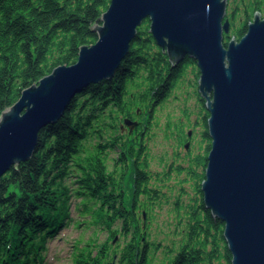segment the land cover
I'll list each match as a JSON object with an SVG mask.
<instances>
[{
    "label": "trees",
    "instance_id": "trees-1",
    "mask_svg": "<svg viewBox=\"0 0 264 264\" xmlns=\"http://www.w3.org/2000/svg\"><path fill=\"white\" fill-rule=\"evenodd\" d=\"M110 3L0 0V115L19 100L24 89L58 66L74 65L79 48L97 42L92 27ZM251 10L246 8L247 13ZM247 33L248 27H242L237 37L242 39ZM192 67L197 64L189 56L172 67L149 33L146 20L113 78L83 88L60 120L43 129L32 159L2 178L0 264H45L48 241L72 221V198L78 200L75 210L83 219L77 226L86 224L97 233L106 232L111 241L89 249L79 240L74 246V264L113 261L117 254L112 253L117 251L112 250V240L118 235L130 237L120 250L119 264H150V248L160 244L151 242L140 211L154 210L160 195L151 185L144 136L151 130L157 107ZM208 118L202 119L204 127ZM125 119L139 120L134 134L121 131ZM203 135L211 144L209 133ZM186 138L182 135L181 142ZM210 150L211 145L205 155ZM111 153L117 154L113 171L108 166ZM206 157L197 158V166L204 160L207 164ZM195 173L191 175L198 181L201 198L183 212L178 206L179 224L184 226L181 242L167 249L162 264H232L223 236L225 224L211 215L203 201L205 174Z\"/></svg>",
    "mask_w": 264,
    "mask_h": 264
},
{
    "label": "water",
    "instance_id": "water-1",
    "mask_svg": "<svg viewBox=\"0 0 264 264\" xmlns=\"http://www.w3.org/2000/svg\"><path fill=\"white\" fill-rule=\"evenodd\" d=\"M227 7L228 0H111L92 27L97 42L80 47L74 65L56 67L1 113L0 183L32 159L43 129L83 88L113 78L149 20L172 67L186 56L197 63L211 139L201 192L206 209L225 224L231 263L264 264V20L256 15L247 35L225 46ZM125 124L133 131L137 122Z\"/></svg>",
    "mask_w": 264,
    "mask_h": 264
},
{
    "label": "rangeland",
    "instance_id": "rangeland-1",
    "mask_svg": "<svg viewBox=\"0 0 264 264\" xmlns=\"http://www.w3.org/2000/svg\"><path fill=\"white\" fill-rule=\"evenodd\" d=\"M246 3L249 4V0H246ZM233 7L235 4L233 6L232 2L230 9ZM197 73L199 74L198 68L192 67L186 70L183 78L172 89L167 101L157 107L151 123V130L147 136H144L146 156L149 162L148 172L152 178L151 185L159 191L160 195V201L154 205V210H149L148 214L146 211H140L142 226L144 220L149 226L151 242L156 245L160 244L157 247L152 245L150 248V264L165 262L166 254H169L167 249L173 246L177 248L181 242L184 226L179 224L177 209L180 207V211L183 212L189 205H194L195 199L201 198L197 192L196 184L198 181L191 175V173L196 174L195 172L199 175L204 174L203 169L197 166L195 160L200 155H205L204 150L207 145L203 137L206 128L202 124L203 116L205 117L206 113L197 95L199 80ZM126 120L137 122L133 131L125 124ZM139 123L138 119H125L120 125L121 131L132 135L138 130ZM190 132L191 136H189ZM182 135L188 139L186 138L181 142ZM109 158V171H113L114 159L117 158V154L111 153ZM179 168L183 170L179 171ZM72 188H76V186ZM126 190L129 200L130 190L128 187ZM77 202L78 200L72 198L70 208L72 221H69L53 239L48 241L44 252L45 264H74L72 262L74 246L79 240L83 241L85 248L89 249L98 248L107 241L110 244L111 241L107 239L108 233H97L94 228L86 224L77 226L76 222L83 220L75 210ZM182 212L180 215L183 218V223H185L186 219ZM93 240L96 241L93 242ZM90 241L92 242L89 243ZM129 241L130 237L124 238L121 235L112 240V250L117 251L112 254H117L113 255V257H117V264H119L121 248L126 246L125 244ZM118 245H120L119 249L117 248Z\"/></svg>",
    "mask_w": 264,
    "mask_h": 264
},
{
    "label": "flooded vegetation",
    "instance_id": "flooded-vegetation-1",
    "mask_svg": "<svg viewBox=\"0 0 264 264\" xmlns=\"http://www.w3.org/2000/svg\"><path fill=\"white\" fill-rule=\"evenodd\" d=\"M232 2H233V6L235 4V7H233V9H230ZM249 2L250 3L247 4L246 0H228L227 14L225 20L229 21L230 28H229V32L224 33L223 35V43L225 46H227L229 42H231V40L240 41L241 39L237 37V31L242 27L245 28V26L249 28V25L254 22L256 15H260V18L264 20V0H249ZM246 8H251L252 10L247 13ZM199 99L203 103V107L208 118L209 113L205 107L204 99H202L200 96ZM205 117L203 116V118ZM205 128H206L205 132L208 133L207 127ZM205 142H207L206 148L204 150L206 154L208 147L211 144L208 138L207 139L205 138ZM200 157L208 158V155H200L198 158ZM206 165L207 164L205 160L204 163L201 164V166L199 165V168L203 169L204 174H205Z\"/></svg>",
    "mask_w": 264,
    "mask_h": 264
}]
</instances>
